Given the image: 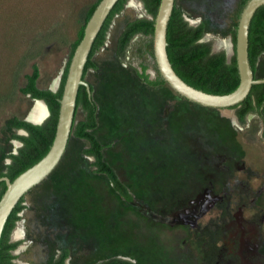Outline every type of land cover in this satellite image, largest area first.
<instances>
[{
  "label": "rangeland",
  "instance_id": "374dc122",
  "mask_svg": "<svg viewBox=\"0 0 264 264\" xmlns=\"http://www.w3.org/2000/svg\"><path fill=\"white\" fill-rule=\"evenodd\" d=\"M99 0H0V176L23 144L15 118L32 122L39 102L21 92L39 68L40 89L58 90L90 8ZM243 0H177L191 25L204 23L213 52L235 54L233 33ZM153 19L141 0H127L93 57V88L105 159L134 200L127 202L95 172L89 142L73 134L71 152L24 204L11 234L16 264H264V138L257 113H204L159 79L153 36L136 35L124 59L128 23ZM147 66L144 70L143 67ZM264 79V54L256 65ZM42 104V103H41ZM45 108V118L48 114ZM86 118L77 109L75 125ZM19 231V232H18ZM20 233V234H19ZM21 235V236H20Z\"/></svg>",
  "mask_w": 264,
  "mask_h": 264
},
{
  "label": "trees",
  "instance_id": "16d2710c",
  "mask_svg": "<svg viewBox=\"0 0 264 264\" xmlns=\"http://www.w3.org/2000/svg\"><path fill=\"white\" fill-rule=\"evenodd\" d=\"M100 1L101 0L95 3L89 10L80 39L74 45L72 57L76 47L84 36L86 24ZM141 1L145 4L147 11L153 16V19L142 18L127 24L118 42V55L121 59L125 58L131 41L136 35L146 34L154 36L155 17L161 0ZM248 1L249 0L242 1L241 11ZM126 2L127 0H119L116 3L99 32L85 66L84 79L87 71L96 67L93 62V57L97 51L104 46L113 18L124 9ZM204 36V23L191 25L185 19L180 9L175 5L167 30V50L174 70L185 82L197 89L217 95L229 94L237 89L240 84L236 53L228 59L225 51L213 52L211 42L202 41ZM236 36L237 28L233 33L235 49ZM248 50L250 64L254 73H256L258 59L264 54V5L257 9L252 18ZM69 66L63 75L61 86L56 91L40 89L38 87L37 81L40 74L39 68L36 65L33 68V73L27 76V84L21 89V92L30 96L32 99L45 101L50 115L42 124H34L28 120L18 118L14 119L12 123L13 127L15 129L24 130L26 134L14 136L17 140L22 142L23 146L20 148L18 154L9 156L11 158V163L8 165V173L3 176H7L11 180H14L21 173L39 162L49 152L56 135L60 112V99L63 95ZM143 68L146 70L147 66ZM139 76L147 84L154 87L167 83L160 74L157 80H151L145 72L139 74ZM90 88L91 94L85 85H82L79 89L76 112L78 107L82 106L86 111V118L77 125L74 123L72 133H74L76 137L85 139L89 142V147L84 150V153L94 158L93 166L95 167V172L105 175L113 189L124 200L132 202L134 198L128 186L122 181L116 169L105 159L104 150L107 146L102 144L92 132V130L97 128L98 120L97 104L93 98L94 88L91 84ZM232 109H235L236 117L241 124L246 123L249 114L257 113L263 121L262 136L264 138V83L254 84L245 100L233 106ZM6 188L5 181L0 182V198L6 191ZM23 201L24 197L14 208L5 225L0 240V264H16L13 251L19 246L20 242H12L11 234L16 227V223L20 220V212L25 208ZM69 255V249L63 248L54 264H65ZM97 264L134 263L126 259L115 257Z\"/></svg>",
  "mask_w": 264,
  "mask_h": 264
},
{
  "label": "water",
  "instance_id": "95a60500",
  "mask_svg": "<svg viewBox=\"0 0 264 264\" xmlns=\"http://www.w3.org/2000/svg\"><path fill=\"white\" fill-rule=\"evenodd\" d=\"M118 1L101 0L86 24L84 36L76 47L70 62L63 95L60 99L56 135L49 152L14 180L7 176L0 177V182L5 181L7 186L0 198V240L5 225L20 200L24 197V205L71 152L74 134L72 130L76 121L77 98L80 87L85 85L91 94L90 84L83 77L85 66L99 32ZM175 5L177 7V0H161L155 17L154 56L161 77L167 82L169 88L204 113L221 116L235 112L232 107L245 100L252 86L264 83L263 78L255 77L248 50L251 21L257 9L264 5V0H249L241 11L235 50L240 84L233 92L223 95L211 94L189 85L174 70L167 50V30ZM36 100L46 107L47 118L50 115L47 104L43 100ZM46 118L39 122L32 121V123L42 124Z\"/></svg>",
  "mask_w": 264,
  "mask_h": 264
},
{
  "label": "bare ground",
  "instance_id": "6f19581e",
  "mask_svg": "<svg viewBox=\"0 0 264 264\" xmlns=\"http://www.w3.org/2000/svg\"><path fill=\"white\" fill-rule=\"evenodd\" d=\"M46 112H45V108L43 107V105L41 103H39L38 105H36V107L34 108V111L32 112L30 119L33 122H39L42 119L45 118ZM19 232V231H18ZM20 234V233H19ZM21 236V235H20Z\"/></svg>",
  "mask_w": 264,
  "mask_h": 264
}]
</instances>
